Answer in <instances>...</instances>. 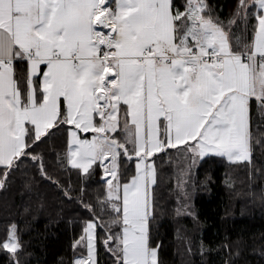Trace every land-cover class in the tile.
<instances>
[{"label":"snow or ice","instance_id":"6c2138e0","mask_svg":"<svg viewBox=\"0 0 264 264\" xmlns=\"http://www.w3.org/2000/svg\"><path fill=\"white\" fill-rule=\"evenodd\" d=\"M254 104L264 0H233L223 18L208 0H0V189L38 177L83 208L67 264H101V244L111 264H160L156 160L177 162L176 211L191 214L194 165L251 167L264 147ZM21 247L11 223L0 250L19 264Z\"/></svg>","mask_w":264,"mask_h":264},{"label":"trees","instance_id":"16d2710c","mask_svg":"<svg viewBox=\"0 0 264 264\" xmlns=\"http://www.w3.org/2000/svg\"><path fill=\"white\" fill-rule=\"evenodd\" d=\"M208 3L213 15L223 18L233 0ZM251 119L254 132L264 130V111L255 104ZM156 165L152 240L161 242L160 264H264V147L255 146L251 167L230 165L216 157H205L194 165L186 201L191 214L176 211L184 200L176 186L177 162L164 156ZM49 170L66 183L76 182L73 172L60 171L54 165ZM99 180L96 176L89 184L93 195ZM84 216L78 203L67 201L38 177L25 187L17 174L0 189V236L9 224L18 226L19 264H60L61 260L67 264ZM99 251L101 264H111L102 244ZM0 264H16V259L0 250Z\"/></svg>","mask_w":264,"mask_h":264}]
</instances>
